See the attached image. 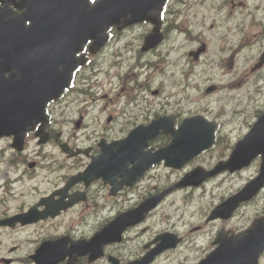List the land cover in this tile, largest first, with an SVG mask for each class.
Wrapping results in <instances>:
<instances>
[{
	"label": "flooded vegetation",
	"instance_id": "af4514ba",
	"mask_svg": "<svg viewBox=\"0 0 264 264\" xmlns=\"http://www.w3.org/2000/svg\"><path fill=\"white\" fill-rule=\"evenodd\" d=\"M6 3L16 13H21L14 5L18 0H6ZM199 4L200 0H168L160 22V39L147 51L142 47L145 38L154 33L153 23L142 22L110 30V40L95 56L107 54L111 57V78L107 85L112 86V98L100 94L105 86L103 71L98 70L96 64H89L92 60L89 42L83 51L88 56V64L75 71L62 97L44 106L45 122H35L39 117L34 105L36 100L19 114L21 121L14 123L9 121L5 103H0V264H128L146 253L143 247L142 255L138 257L133 253L132 260H127L125 251L117 248L119 245L115 246V242L94 241L121 211L115 209V169L113 186L103 178L71 181L87 172L96 158H115V154L103 152V147L108 148L124 139L138 126L168 116L173 117L178 126L185 118L200 114L199 109L184 106L183 101L178 104L166 98L155 106L154 116L149 109L140 106L135 115L131 114L121 123L127 107L118 102L115 105V87H120L125 94L130 85L153 95H165L163 79L167 78L166 72L171 65L173 71L179 72L178 89L185 96L197 94L196 90L189 93V88L193 83L198 84L200 71L210 73L220 69L223 75L231 76L236 69V54L230 58L227 42L215 31V26L206 25L194 16ZM2 6L0 3V8ZM225 20L227 26H236L244 39L254 24L234 22L232 17ZM261 37L263 40L262 33ZM118 54L121 60L115 63ZM261 54L245 56L243 81L250 74L261 71H255ZM174 55L177 59L168 58ZM3 70L1 79L11 77L10 69ZM21 77L22 74H17V79ZM212 87L218 89L216 85ZM128 105L132 107L134 103L129 100ZM148 118L151 120L146 121ZM32 124L34 130L26 133L24 146L14 144L13 132L25 125L31 128ZM40 127L42 136L36 137ZM168 138L153 142L152 147L167 145ZM40 140L46 142L40 143ZM144 177L154 178L150 170ZM139 182L125 186L118 195L128 192ZM152 194L149 191L140 199ZM104 200L112 206L109 212H105L101 204Z\"/></svg>",
	"mask_w": 264,
	"mask_h": 264
},
{
	"label": "water",
	"instance_id": "95a60500",
	"mask_svg": "<svg viewBox=\"0 0 264 264\" xmlns=\"http://www.w3.org/2000/svg\"><path fill=\"white\" fill-rule=\"evenodd\" d=\"M77 1L81 0H55L54 2V11L55 21L53 26V31L58 29L56 32L51 33L47 36L40 35H30L27 36L21 32L14 34H7L6 38L10 39V42L15 46L18 56V64H28L31 70L35 74H39L43 71L44 78L47 83L44 84V88L40 89V95H44L49 99L57 97L62 93L67 82L70 81V77L76 68L79 65L83 64V60H77L75 54L81 51L83 45L89 39H95L96 44L104 42L106 39L105 32L112 25L125 26L129 25L132 21H135L136 18L143 19L146 16V11L148 10L149 0H101L97 2L94 6V13L89 17H83V21L79 23H69L67 22L69 17L68 9L71 7L75 8ZM164 1V0H162ZM162 3V2H161ZM52 4H50V7ZM154 6V5H152ZM131 14L133 20L121 22L120 19L123 17H128ZM67 16V17H66ZM66 17V18H64ZM64 18V19H63ZM45 25L48 26L49 23L45 21ZM49 27H47L48 31ZM59 77V86L53 83L55 78ZM0 103H5L11 105L14 112L25 111L28 108V102L26 97L24 99H19L15 95L9 93L8 85L0 88ZM56 94V96H55ZM43 96V97H44ZM36 109L40 114H42V106H37ZM43 117L41 118V121ZM24 121H27L24 119ZM264 123V119L259 123L260 127ZM184 128L182 129V131ZM181 131V133H182ZM24 133H20L15 137V144L22 146ZM181 133L175 135L174 141L168 149L165 151L177 152L179 150L181 139L185 136H181ZM157 135V132H151L148 134L147 139L153 138ZM132 136L124 142L122 150L127 155L123 156V153H119L115 157V171H122V166L118 163L123 162L124 160L130 161L135 165L137 170L142 169V164L136 162L138 158H134L133 155L139 152L138 147H143L145 145L146 138H132ZM131 139V140H130ZM130 140V141H129ZM200 145H202L200 143ZM160 155V154H159ZM161 156V155H160ZM162 158L165 157L168 161L167 165L175 167L173 164H176L175 160L171 155L162 154ZM161 158H157L156 161H159ZM247 157L244 155V149L237 148L235 152V158L227 165V168H230L232 171L239 169L245 165L247 162H244ZM187 161V158L184 159V162ZM180 166L181 164H177ZM193 174H201L199 171H196ZM198 182H195L197 184ZM264 184V162L261 168V175L258 180L253 182L248 186L242 193L238 196L231 198L226 204L221 205L216 210V217L228 218L231 216L233 211L237 208L240 202L249 200L255 195L258 189ZM186 185V184H183ZM250 243L244 241L243 237L233 240V246L228 248V254H235L236 252H243L246 258H251L253 255H247L250 250ZM237 257H242L241 254H237ZM244 260H237L233 264H244Z\"/></svg>",
	"mask_w": 264,
	"mask_h": 264
},
{
	"label": "rangeland",
	"instance_id": "374dc122",
	"mask_svg": "<svg viewBox=\"0 0 264 264\" xmlns=\"http://www.w3.org/2000/svg\"><path fill=\"white\" fill-rule=\"evenodd\" d=\"M217 2H223V1H229V2H234V3H239L240 1H245L248 6L253 8V5L255 4L254 0H216ZM215 0H213L212 3H214ZM219 3V4H220ZM228 8V7H227ZM259 27L255 28H250V30H247L246 36L251 34V41L256 42L259 38H262L259 35ZM244 39V37H242ZM247 55L250 54L249 52L246 53ZM238 63H242V55L240 56V59ZM243 91L242 90H237L233 93H230L228 89L224 90L220 96L216 98H205L203 92L201 91L199 96H200V102H199V107L201 111H205L207 108L208 109H213V113H209L208 115L211 118H218L221 122V131L220 134L223 137H220L215 148L210 150L208 153L204 154L201 158L196 159L195 161L191 162L188 165V168L192 170L196 165H203L205 167H209L218 160L221 159V157H226L229 154V149L230 146L233 144L231 143V140H235L238 138L241 134L242 131H244L247 127L248 122L251 120V114L250 111L252 110V103L248 99H245V94L243 97ZM233 94V95H231ZM234 98H238L239 100L234 103ZM263 104H264V97L259 99ZM243 102V105L237 107V103ZM227 106V108H224V106ZM224 108V111L217 112V110ZM245 108H251L250 111L247 112V114L241 116L240 110L245 109ZM239 110L238 112H235ZM235 114H239V116H235ZM231 118V119H229ZM258 170V167L254 166L249 170V177H252V175ZM162 173H155V176L157 177V181L159 180L158 177H161ZM182 173L181 172H172L168 173L170 175L169 178H173L172 180L177 179ZM245 173L242 174H236V175H231V174H226L221 180L215 182L212 181L208 185V187H216L217 188V193L221 191L223 188H225L227 185L226 190L229 189L228 192L233 191L235 187H237L240 182H241V177L244 176ZM197 190L196 189H189V190H182L178 192L176 195H173V197H170L166 203V207L161 209V215H155L148 221V225L146 228L150 227L151 231H154L156 228L158 229H165V227H168L173 224H180L181 222L183 223L184 221H189L187 222V227L182 228L184 231L183 235L185 238H189L194 240L195 242L198 243V236L193 233V229L196 228L197 225L202 224L205 225V215H206V207L201 205L199 208V213L196 211L195 214V219L198 220L196 224L193 226L190 221L192 220L193 217V209H191L190 204H192L195 194ZM216 193V194H217ZM198 203H201L200 200H197ZM263 205H264V199H263ZM203 207V208H202ZM254 212L257 213L258 211V206L253 207ZM243 212H241L238 217L237 221H240L241 216ZM199 217H201V221H199ZM246 223V222H245ZM244 223V224H245ZM185 224V223H183ZM226 225V224H223ZM222 226V224H221ZM233 225L232 227H235ZM205 238L207 241H209V236L211 232V225H205ZM196 231V229H194ZM185 242L187 244V247L189 248L190 243H195V242ZM204 240V238H200V242L203 244V248H209L210 245H208V242ZM211 242V240L209 241ZM132 245H129L127 249H129ZM137 250V249H136ZM184 254H188V258L186 260H183L181 256ZM201 256V254H193L190 249L186 250L183 249L182 247L180 250H177L175 252H166L161 255V257L157 260L156 264H193L196 260L197 257Z\"/></svg>",
	"mask_w": 264,
	"mask_h": 264
},
{
	"label": "bare ground",
	"instance_id": "6f19581e",
	"mask_svg": "<svg viewBox=\"0 0 264 264\" xmlns=\"http://www.w3.org/2000/svg\"><path fill=\"white\" fill-rule=\"evenodd\" d=\"M119 126V125H118Z\"/></svg>",
	"mask_w": 264,
	"mask_h": 264
}]
</instances>
